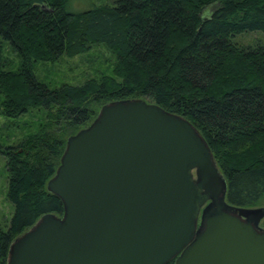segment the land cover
Instances as JSON below:
<instances>
[{
	"label": "trees",
	"instance_id": "obj_1",
	"mask_svg": "<svg viewBox=\"0 0 264 264\" xmlns=\"http://www.w3.org/2000/svg\"><path fill=\"white\" fill-rule=\"evenodd\" d=\"M71 2L0 0L1 114L19 119L39 109L47 122L15 146L0 144L13 206L8 226L0 222V264H8L12 244L41 217L64 215L62 199L47 184L61 165L67 133L89 127L116 101L143 97L185 117L210 147L228 184V203L259 208L264 45L234 40L264 33V0H116L76 11ZM100 44L116 58L114 76L58 88L37 78V63L74 58ZM7 47L20 60L17 69Z\"/></svg>",
	"mask_w": 264,
	"mask_h": 264
},
{
	"label": "water",
	"instance_id": "obj_2",
	"mask_svg": "<svg viewBox=\"0 0 264 264\" xmlns=\"http://www.w3.org/2000/svg\"><path fill=\"white\" fill-rule=\"evenodd\" d=\"M47 189L64 215L41 217L8 264H264V207L229 204L202 135L155 103L104 105Z\"/></svg>",
	"mask_w": 264,
	"mask_h": 264
},
{
	"label": "rangeland",
	"instance_id": "obj_3",
	"mask_svg": "<svg viewBox=\"0 0 264 264\" xmlns=\"http://www.w3.org/2000/svg\"><path fill=\"white\" fill-rule=\"evenodd\" d=\"M116 0H72V10H85L94 6L113 5ZM211 10H207L209 13ZM241 46L264 45V33L256 31L239 35L234 40ZM6 56L18 68L19 58L9 48H6ZM116 58L104 44L95 45L82 55L74 58L62 57L57 62H39L35 65L37 78L51 88H58L62 85H82L90 80H100L104 76H114ZM132 100H144L153 103L143 97L132 98ZM46 113L43 110H31L27 115L19 119H8L1 114L0 109V144L3 146H15L25 137L38 133L40 126H46ZM87 128V127H86ZM48 129V128H47ZM85 129V128H84ZM79 130H69L67 139L75 136ZM54 133V130H52ZM69 135V137H68ZM67 141V140H66ZM196 178V175L194 173ZM8 173L6 160L0 155V222L6 228L10 223L13 206L7 200ZM260 207H264V202ZM264 229V221L261 223Z\"/></svg>",
	"mask_w": 264,
	"mask_h": 264
}]
</instances>
